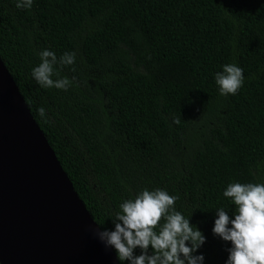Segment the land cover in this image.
<instances>
[{"label":"trees","instance_id":"1","mask_svg":"<svg viewBox=\"0 0 264 264\" xmlns=\"http://www.w3.org/2000/svg\"><path fill=\"white\" fill-rule=\"evenodd\" d=\"M44 48L76 53L67 90L32 78ZM0 57L97 224L165 188L206 235V264H224L214 210L234 208L228 183L264 179V0H0ZM225 63L245 76L227 97Z\"/></svg>","mask_w":264,"mask_h":264},{"label":"water","instance_id":"2","mask_svg":"<svg viewBox=\"0 0 264 264\" xmlns=\"http://www.w3.org/2000/svg\"><path fill=\"white\" fill-rule=\"evenodd\" d=\"M0 57V263L119 264Z\"/></svg>","mask_w":264,"mask_h":264},{"label":"clouds","instance_id":"3","mask_svg":"<svg viewBox=\"0 0 264 264\" xmlns=\"http://www.w3.org/2000/svg\"><path fill=\"white\" fill-rule=\"evenodd\" d=\"M33 2L16 0V7L30 9ZM38 56L31 76L39 86L67 90L73 85L74 78L61 77L60 72L75 63V52L57 56L44 48ZM214 80L221 96L236 95L245 81L244 70L236 63H225L214 73ZM44 113L40 108V114ZM223 196L234 208H215L212 233L226 245L224 264H264V179L232 181ZM176 199L165 188L144 187L109 213L111 227L98 224L96 238L114 250L119 264H206V256L199 249L207 237L191 222L192 215L177 210Z\"/></svg>","mask_w":264,"mask_h":264}]
</instances>
